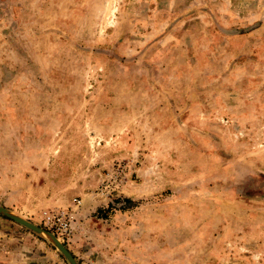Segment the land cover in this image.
Returning a JSON list of instances; mask_svg holds the SVG:
<instances>
[{
	"label": "rangeland",
	"instance_id": "obj_1",
	"mask_svg": "<svg viewBox=\"0 0 264 264\" xmlns=\"http://www.w3.org/2000/svg\"><path fill=\"white\" fill-rule=\"evenodd\" d=\"M0 206L78 264H264V0H0ZM0 264L68 262L0 213Z\"/></svg>",
	"mask_w": 264,
	"mask_h": 264
},
{
	"label": "water",
	"instance_id": "obj_2",
	"mask_svg": "<svg viewBox=\"0 0 264 264\" xmlns=\"http://www.w3.org/2000/svg\"><path fill=\"white\" fill-rule=\"evenodd\" d=\"M0 213L12 219L16 223L41 235L44 239H46L49 243H51L64 256L68 264H78L74 256L71 254V252L64 246L63 243L60 242V240L55 236V234H53L49 230L44 229L32 223L29 220H26L22 216L14 213L13 211H11L10 209L4 206H0Z\"/></svg>",
	"mask_w": 264,
	"mask_h": 264
},
{
	"label": "built area",
	"instance_id": "obj_3",
	"mask_svg": "<svg viewBox=\"0 0 264 264\" xmlns=\"http://www.w3.org/2000/svg\"><path fill=\"white\" fill-rule=\"evenodd\" d=\"M80 199H74V205L80 204ZM45 225L47 230L55 234L59 239H68L72 232V217L66 212H58L46 217Z\"/></svg>",
	"mask_w": 264,
	"mask_h": 264
}]
</instances>
